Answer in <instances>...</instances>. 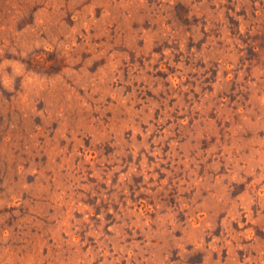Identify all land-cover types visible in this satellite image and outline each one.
Returning <instances> with one entry per match:
<instances>
[{
    "label": "rangeland",
    "instance_id": "obj_1",
    "mask_svg": "<svg viewBox=\"0 0 264 264\" xmlns=\"http://www.w3.org/2000/svg\"><path fill=\"white\" fill-rule=\"evenodd\" d=\"M0 264H264V0H0Z\"/></svg>",
    "mask_w": 264,
    "mask_h": 264
}]
</instances>
